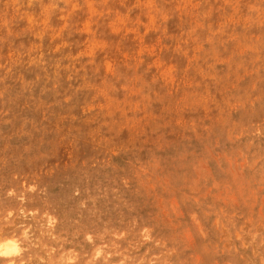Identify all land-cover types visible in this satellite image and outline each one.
Masks as SVG:
<instances>
[{"label": "rangeland", "instance_id": "rangeland-1", "mask_svg": "<svg viewBox=\"0 0 264 264\" xmlns=\"http://www.w3.org/2000/svg\"><path fill=\"white\" fill-rule=\"evenodd\" d=\"M0 264H264V0H0Z\"/></svg>", "mask_w": 264, "mask_h": 264}, {"label": "bare ground", "instance_id": "bare-ground-1", "mask_svg": "<svg viewBox=\"0 0 264 264\" xmlns=\"http://www.w3.org/2000/svg\"><path fill=\"white\" fill-rule=\"evenodd\" d=\"M0 249H3V253L5 254H17L19 251L18 245L14 240H8L5 245L0 244Z\"/></svg>", "mask_w": 264, "mask_h": 264}]
</instances>
